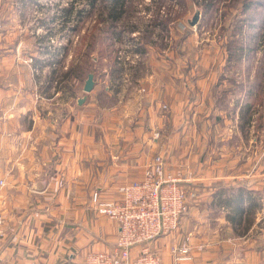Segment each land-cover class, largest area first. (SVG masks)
Masks as SVG:
<instances>
[{"label":"crops","instance_id":"0c3cea01","mask_svg":"<svg viewBox=\"0 0 264 264\" xmlns=\"http://www.w3.org/2000/svg\"><path fill=\"white\" fill-rule=\"evenodd\" d=\"M18 4L0 0V212L6 229L0 264H84L90 251H111L119 226L93 209L92 191L116 197V188L139 178L159 150L169 171L199 191L179 229L151 244L164 264H264L260 215L244 212L235 222L233 208L224 205L240 190L264 188V142L260 129L254 136L251 111L260 97L243 51L235 67L233 54L203 51L197 32L173 35V47H141L149 56L128 72L104 57L105 77L113 79L103 86L96 78L79 104L85 81L71 74L74 62L60 58L63 47L49 45V36L35 33L47 22L19 19ZM161 27L171 28L168 22ZM189 41L197 52L187 55ZM30 54L32 63L25 61ZM174 57L189 63L170 67ZM154 130L161 131V143L153 141ZM187 238L205 247L195 249L193 260L176 263L171 247Z\"/></svg>","mask_w":264,"mask_h":264},{"label":"rangeland","instance_id":"374dc122","mask_svg":"<svg viewBox=\"0 0 264 264\" xmlns=\"http://www.w3.org/2000/svg\"><path fill=\"white\" fill-rule=\"evenodd\" d=\"M15 2L20 4L18 15L24 23L57 22L59 39L64 38L65 34H68L69 39L66 54L60 58L65 60L71 52L73 54L71 61L74 64L80 63L86 69L90 67L91 72L95 73V80L98 79L100 81L98 83L103 86L106 84L104 80L108 83L113 79L110 75L105 77L104 69L107 62L103 61L104 57L109 60L116 59L117 51L129 44L132 34L129 30L134 27L141 32L139 35L141 39L151 38L159 33L160 29L168 31V35L179 37L198 32L200 38L197 39L203 40L200 44L203 51L206 50L209 54L213 51L233 54L235 67L241 66L236 56H240L243 51L245 59H248V62H244V68L248 69L249 81L255 86L260 97L252 104L251 111L256 113L252 117L254 121L252 129H255L254 136L260 129V144L264 142V0H127L125 16L113 25L112 29H108V23H105L110 21V18L107 21L108 0H97L94 6H91L89 0H15ZM198 10L201 12V18L196 31L191 26L184 31L183 29L175 31L179 24H187ZM65 22H70L67 27ZM163 22L164 24L168 22L172 29L162 28ZM60 24L63 28L59 26ZM119 31L124 32V36L116 37L113 32ZM150 44L155 45V41L151 40ZM190 52H197L191 41L184 48L185 54L189 55ZM168 61L170 67L177 62L189 63L188 60L176 57ZM109 65L112 63L109 62ZM85 80L86 78H82V81ZM250 154L252 158V153ZM252 192V196L258 202V206L252 208V212L260 215L256 227L257 230H264V188L260 189L259 193Z\"/></svg>","mask_w":264,"mask_h":264},{"label":"built area","instance_id":"2783aa9c","mask_svg":"<svg viewBox=\"0 0 264 264\" xmlns=\"http://www.w3.org/2000/svg\"><path fill=\"white\" fill-rule=\"evenodd\" d=\"M3 22L4 18L1 17L0 35L4 28ZM33 23L36 24V22ZM56 23L47 22L41 27L39 26L35 33L49 36V43H51L49 45L51 46L65 47L69 41L68 34H65L64 38L58 39L54 31ZM189 27L188 23L178 25V29H183V31ZM193 29L196 31L197 26ZM159 31L152 36L155 45L145 44L139 37L141 35L139 30L130 31L132 34L129 44L125 45L126 48L121 47L117 51L115 59L117 66L128 72L141 63L144 56H149V50L143 52L141 47L158 46L159 42L170 45L173 35H168V31H164V29ZM165 53L164 51L161 54L167 56ZM64 55L65 52H62L60 57H64ZM68 57L72 58L73 54L70 52ZM25 61L32 63L34 55L30 54ZM142 90L145 91L144 88ZM161 107L165 111L170 109L166 103H163ZM152 139L161 143V131L154 130ZM193 174V171L188 173L190 178L193 177ZM4 183L3 180H0V190ZM116 190V197L110 198H104L99 188L92 191L93 209L114 220L119 226V232L116 244L111 251L101 249L90 251L85 256L84 264H164L160 253L154 250L151 244L158 237L174 234L179 229L182 216L188 211L190 204L199 197V191L196 188L185 186L178 174L169 171L167 155L162 150H159L145 165L139 178L119 185ZM3 217L0 212V250L4 248L6 239ZM204 247L203 244H193L187 238L174 244L171 247V252L174 254L176 263L185 262L194 259L195 249L202 251ZM17 264L45 263L32 261Z\"/></svg>","mask_w":264,"mask_h":264},{"label":"trees","instance_id":"16d2710c","mask_svg":"<svg viewBox=\"0 0 264 264\" xmlns=\"http://www.w3.org/2000/svg\"><path fill=\"white\" fill-rule=\"evenodd\" d=\"M91 6L96 5L97 0H89ZM109 4L106 5V8L108 9V16H107V21L108 19L111 21L105 22L108 23V29L111 28L113 25H116L118 21H120L126 13V2L127 0H108ZM136 27L130 29L129 31H134ZM125 30V29H124ZM115 33V36L120 38L124 36V32H113ZM62 50L64 52L67 51V47H63ZM62 60L56 61L57 63H60ZM70 71V70H69ZM91 68L88 67V69L85 68V66L81 65L80 63L74 64L73 68H71V74L76 76V77H81V78H87L88 74L91 72ZM66 74H69L67 72ZM66 74L63 76L65 77ZM241 193L237 194L233 198H228L225 202L226 205H230L233 209V221L235 222H241V216L244 212L247 213H252V208L258 206V202L256 198L252 196L253 192L252 190H240ZM248 201L247 206H245V202ZM246 221L252 222V219H248Z\"/></svg>","mask_w":264,"mask_h":264},{"label":"water","instance_id":"95a60500","mask_svg":"<svg viewBox=\"0 0 264 264\" xmlns=\"http://www.w3.org/2000/svg\"><path fill=\"white\" fill-rule=\"evenodd\" d=\"M200 18H201V12L198 10V11H196L194 17L189 20L188 24L191 27H195V26L198 25ZM95 85H96L95 73L94 72H90L88 74L86 80H85L84 87H83V90L86 93H85L84 96L79 98V100H78L79 104H83L86 101L87 94L93 91Z\"/></svg>","mask_w":264,"mask_h":264}]
</instances>
